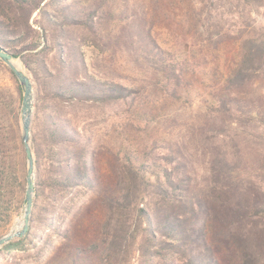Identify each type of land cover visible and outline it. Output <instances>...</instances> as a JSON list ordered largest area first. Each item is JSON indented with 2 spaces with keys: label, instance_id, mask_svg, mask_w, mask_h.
<instances>
[{
  "label": "trees",
  "instance_id": "1",
  "mask_svg": "<svg viewBox=\"0 0 264 264\" xmlns=\"http://www.w3.org/2000/svg\"><path fill=\"white\" fill-rule=\"evenodd\" d=\"M108 1L0 0V49L36 83L29 229L0 248V264H26L31 251L45 257L54 249L52 233L63 248L47 264H264V99L253 97L254 87L264 84V26L251 16L264 0H189L184 33L204 48L236 43L233 68L208 87L203 118L188 133L191 147L154 140L120 148L112 174L103 175L98 149L114 153L78 113L111 108L131 123L156 90L177 98L196 65L191 48L159 45L144 0L131 5L124 25L110 35ZM146 1L157 13L177 4ZM87 42L124 55L148 84L130 87L91 75L82 51ZM0 72L13 85L11 92L0 86L1 238L20 215L27 163L23 91L1 60ZM253 114L258 121L251 124ZM197 154L207 159L202 182L195 176ZM82 199L77 212L90 203L100 217L97 236L87 243L70 234L65 215Z\"/></svg>",
  "mask_w": 264,
  "mask_h": 264
},
{
  "label": "rangeland",
  "instance_id": "2",
  "mask_svg": "<svg viewBox=\"0 0 264 264\" xmlns=\"http://www.w3.org/2000/svg\"><path fill=\"white\" fill-rule=\"evenodd\" d=\"M140 1L141 3L146 2V9L151 11L154 19H156L152 34L162 48L178 51L190 48L193 50L192 53L195 56L193 61L196 63L194 65L195 74L187 78V84L180 90L177 98L165 97L156 90V93H153L146 100L144 114L137 116L131 123L124 119V112L111 108H99L92 111L88 110V112L83 110L78 113L80 117H83L84 125H87L93 131L95 139H99L105 147L111 149L114 153L111 154L104 149H98L101 151L98 152V163L103 175L112 174L115 152L120 148L136 150L145 145L150 146V142L154 140L174 144L184 140L187 147H191L188 133L190 128L197 125L203 118L206 104L210 101V89L208 87L221 82L230 74L238 55L237 44L232 41L220 45L216 49H210L201 47L192 35L184 33L183 29L187 28H184L186 25L184 10L187 9L186 6L189 5V0H176L177 4L165 7L158 13L155 12L153 5L146 0H109L107 2L110 10L109 17L113 18L109 22L107 30L110 35L115 36L118 27L121 28L125 23L124 17L131 14V5L140 4ZM251 16L258 26H264V5L253 11ZM182 20L185 25L180 23ZM82 51L89 73L97 79L119 81L130 87L145 86L148 84L146 82H149L143 74L134 72L131 66L126 64L125 56L119 52H114L111 49H104V52H101L89 42L82 47ZM14 62L22 69L18 59H14ZM23 71L29 76L33 84L32 129L36 103V83L31 74L25 70ZM0 86L8 92L13 89L8 75L3 72H0ZM254 90L256 94L253 97L264 99V84L254 87ZM253 118L251 124L258 121L255 114H253ZM206 161V157L202 154L195 156V176L198 182H202L207 177ZM85 202L83 199L79 200L73 209L65 214L66 221L68 222L71 219L72 222L69 226L70 234L75 236L81 243L90 242L97 236L100 222L95 205L88 203L83 205L81 211L77 212L78 207L85 204ZM19 216L12 220L5 234L15 226L16 218ZM40 232L44 234V231L40 230ZM51 237L54 245L53 251L46 253L47 255L43 258H39L36 252L31 251L25 259L26 264H47L48 261L59 254L60 248H63V242L56 238L53 233ZM1 264H5V261L3 260Z\"/></svg>",
  "mask_w": 264,
  "mask_h": 264
},
{
  "label": "water",
  "instance_id": "3",
  "mask_svg": "<svg viewBox=\"0 0 264 264\" xmlns=\"http://www.w3.org/2000/svg\"><path fill=\"white\" fill-rule=\"evenodd\" d=\"M0 60L11 70L23 91L22 103L20 108L21 140L23 143L27 163V171L25 177L26 187L21 214L18 218H16V227H13L8 233L4 234L0 238L1 248L3 245L9 243L10 241L22 238L29 229L35 187V171L34 158L30 146L31 119L34 110L33 84L29 76L15 64L14 59L7 51L0 49Z\"/></svg>",
  "mask_w": 264,
  "mask_h": 264
},
{
  "label": "bare ground",
  "instance_id": "4",
  "mask_svg": "<svg viewBox=\"0 0 264 264\" xmlns=\"http://www.w3.org/2000/svg\"><path fill=\"white\" fill-rule=\"evenodd\" d=\"M14 227H16V225Z\"/></svg>",
  "mask_w": 264,
  "mask_h": 264
}]
</instances>
